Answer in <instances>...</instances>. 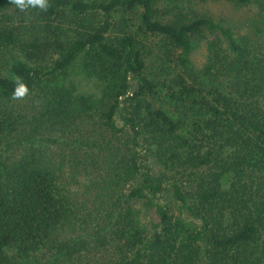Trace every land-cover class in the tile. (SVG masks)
I'll use <instances>...</instances> for the list:
<instances>
[{"label":"trees","instance_id":"obj_1","mask_svg":"<svg viewBox=\"0 0 264 264\" xmlns=\"http://www.w3.org/2000/svg\"><path fill=\"white\" fill-rule=\"evenodd\" d=\"M0 264H264V39L191 0H0Z\"/></svg>","mask_w":264,"mask_h":264},{"label":"rangeland","instance_id":"obj_2","mask_svg":"<svg viewBox=\"0 0 264 264\" xmlns=\"http://www.w3.org/2000/svg\"><path fill=\"white\" fill-rule=\"evenodd\" d=\"M198 4L205 11H209L215 17L225 20L243 32L254 33L264 39V10L258 6H249L240 8L234 4L221 0H191ZM205 51L198 48L192 54V61L200 67L204 61ZM72 78L76 81L81 93L85 95H97L99 93L98 82L95 79L87 77L81 65H75L71 71Z\"/></svg>","mask_w":264,"mask_h":264},{"label":"clouds","instance_id":"obj_3","mask_svg":"<svg viewBox=\"0 0 264 264\" xmlns=\"http://www.w3.org/2000/svg\"><path fill=\"white\" fill-rule=\"evenodd\" d=\"M20 11H25L28 8H39L41 10H46L48 7L49 0H10ZM29 89L25 83L17 79L15 81V88L13 91V98L20 99L23 98Z\"/></svg>","mask_w":264,"mask_h":264}]
</instances>
